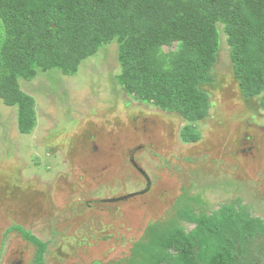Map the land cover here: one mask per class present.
I'll return each mask as SVG.
<instances>
[{
  "label": "rangeland",
  "instance_id": "rangeland-1",
  "mask_svg": "<svg viewBox=\"0 0 264 264\" xmlns=\"http://www.w3.org/2000/svg\"><path fill=\"white\" fill-rule=\"evenodd\" d=\"M219 29L198 144L180 140V117L120 90L115 44L75 76L21 82L35 100L30 134L19 133L16 107L0 101V264H33L19 232L3 239L12 225L48 242L45 264H116L148 226L176 215L183 196L197 210L232 203L264 220V94L241 96Z\"/></svg>",
  "mask_w": 264,
  "mask_h": 264
},
{
  "label": "trees",
  "instance_id": "trees-1",
  "mask_svg": "<svg viewBox=\"0 0 264 264\" xmlns=\"http://www.w3.org/2000/svg\"><path fill=\"white\" fill-rule=\"evenodd\" d=\"M219 26L241 96L263 95L264 0H0V101L16 107L19 133L30 134L35 100L21 82L49 72L75 76L115 44L120 90L180 117V140L198 144L196 125L212 106L206 89L215 81ZM185 198L174 217L148 226L116 264H264L263 219L232 203L197 210ZM13 231L34 248V264H45L48 242L18 225L3 239Z\"/></svg>",
  "mask_w": 264,
  "mask_h": 264
},
{
  "label": "flooded vegetation",
  "instance_id": "flooded-vegetation-1",
  "mask_svg": "<svg viewBox=\"0 0 264 264\" xmlns=\"http://www.w3.org/2000/svg\"><path fill=\"white\" fill-rule=\"evenodd\" d=\"M34 259H32V263L34 264ZM23 263V261L21 260V259H18V261H16V262H14L13 264H22ZM93 264H95V263H93Z\"/></svg>",
  "mask_w": 264,
  "mask_h": 264
}]
</instances>
